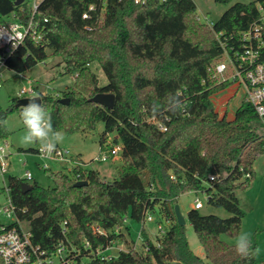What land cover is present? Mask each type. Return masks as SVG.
<instances>
[{"label":"trees","instance_id":"1","mask_svg":"<svg viewBox=\"0 0 264 264\" xmlns=\"http://www.w3.org/2000/svg\"><path fill=\"white\" fill-rule=\"evenodd\" d=\"M231 1L216 0L225 5ZM258 4L264 0L236 3L212 30L200 21L194 0H147L144 5L134 0L41 3L34 22L43 41L36 44L28 38L7 58V69L21 74L51 56L61 58L67 72L77 76L59 96L39 93L53 128L72 134L103 122L101 149L108 135L116 134L114 143H121L124 159L111 181L87 169L85 174L80 169L45 170L53 179L52 188L10 176L11 200L37 244L48 250L62 243L73 245L78 251L74 264H264L257 257L256 237H251L254 251L248 258H241L235 245L222 239L241 231L245 213L237 191L251 185L254 165L264 155L263 124L245 97L233 120L221 117L212 102L214 95L233 84L215 77V65L226 58L216 35L229 54L241 50V33L257 22ZM12 14L24 23L31 18L26 5L0 0V27ZM96 61L108 78L105 87L90 69ZM98 93L115 95L113 110L89 101ZM62 98L69 104H61ZM18 100L12 99L9 112L21 110ZM8 113L0 111V120L5 121ZM155 120L167 130L161 131ZM10 135L6 124H0V143ZM77 181L88 185L75 187ZM24 183L32 188L24 191ZM189 192L205 194L209 205L231 215L223 219L196 209L188 212L204 258L193 252L186 227L178 225L173 214L178 199ZM157 209L170 225L156 242L143 227L142 251H122L112 260L92 254L112 243L130 248L134 242L125 220L142 223ZM97 227L107 234H95ZM86 242L91 248H84Z\"/></svg>","mask_w":264,"mask_h":264},{"label":"rangeland","instance_id":"2","mask_svg":"<svg viewBox=\"0 0 264 264\" xmlns=\"http://www.w3.org/2000/svg\"><path fill=\"white\" fill-rule=\"evenodd\" d=\"M257 0H232L228 5L216 2V0H194L197 6V13L200 21L206 24V19L216 23L221 16L236 3H250ZM7 21L10 18H5ZM51 54V51H48ZM90 69L97 75L99 79V86L105 87L108 85V78L105 75L99 62H93L90 65ZM77 72H67L66 65L62 62L61 58L51 56L46 62L39 63L35 67L29 69L25 73H16L10 69L4 68L1 70V88H0V111L8 113L13 102L12 99H20V92L22 89L35 88L37 91L35 94L42 93L44 95L59 96L67 88L72 87L75 83V77ZM217 82H221V78L217 77ZM31 95H25L24 97H30ZM244 97L243 88L237 92V86L231 84L226 90L214 95L212 97L215 107L220 113L228 110V114L235 113L240 106L242 98ZM228 102V104H227ZM21 111V110H20ZM20 111L9 112L7 115L6 126L11 132L9 139L4 142L8 143V162L10 168L7 174L2 178L0 176V207H3L8 203L7 194V182L10 176H17L23 178V175L27 170L33 174V181L36 180L39 185L44 188L54 187L53 179L42 168L45 163L36 153H32L29 150L40 148V145H24L21 140L26 134V128L21 120ZM161 121V119H159ZM158 120V121H159ZM261 131L264 133V120L262 121ZM105 125L103 122H98L95 129L79 132V133H67L65 131H58L61 134V141L57 144L60 148L70 151V153L82 159L84 163H88L87 170H95L99 172L100 176L111 181L118 177V169L123 165L124 155L122 152L104 162L93 161L95 157L100 154L101 146L100 139L104 133ZM116 134H109L104 144V150L110 149L112 146H121V143L115 145L114 139ZM26 162V166H24ZM262 162V161H260ZM51 170L53 172L62 171L67 173L68 171L63 168L62 165L49 162ZM237 196L240 200L241 208L245 213L243 224L241 227V233H247L251 237H256L258 243L257 257L261 263H264V163L262 162L258 173L254 177L251 185L244 189L238 190ZM200 200L203 204V208L200 210L203 214H214L223 219L231 217L229 213L222 209H216L208 204L207 196L203 193L189 192L182 195L178 199V205L180 207L182 215L186 219V236L193 252L201 257H205L204 249L198 239V236L188 221L187 214L190 210L194 209L196 200ZM152 217V221H146L143 225L141 222L127 218L126 224L130 228L129 240L141 246L142 228L144 227L150 238L156 242L159 231L157 229L159 224H162L164 228H169V223L157 209L155 212L149 214ZM10 220L0 212V223L6 224ZM25 227H28L25 224ZM238 235V236H239ZM223 236V240L230 245H235L237 237ZM141 250V248H138Z\"/></svg>","mask_w":264,"mask_h":264},{"label":"built area","instance_id":"3","mask_svg":"<svg viewBox=\"0 0 264 264\" xmlns=\"http://www.w3.org/2000/svg\"><path fill=\"white\" fill-rule=\"evenodd\" d=\"M15 1V0H14ZM44 0H24L21 5H26L31 13V18L27 23L21 22L19 16L12 14L10 20L0 27V78L1 70L6 67L7 58L19 48L28 38L36 44L43 41V35L40 32L39 25L35 24L34 18L38 12L41 3ZM164 1V0H161ZM147 0H134L135 4L144 5ZM259 18L248 30L241 33L243 42L241 50H236L234 55L226 51L225 43L221 42L220 35H216L221 46L225 51L226 58L223 62L215 65V77L221 78V82H231L237 86V92L243 88L244 97L253 106L261 121L264 120V4H258ZM87 17V15H84ZM206 25L212 30L214 23L206 19ZM1 88V85H0ZM35 88L22 89L20 96L32 95L35 93ZM161 131H166V126L155 120ZM8 143L0 145V176L3 178L8 173L10 163L8 162ZM40 148L36 154L44 160L42 168L44 170L51 169L49 162L62 165L68 173L75 169H80L85 174L88 163H84L81 159L73 156L70 151L56 146V151L51 156L41 154ZM119 152H122V147L114 146L112 149H101L100 154L93 161L104 162L110 158L116 157ZM26 166V162L23 163ZM249 177V175H247ZM214 180V176L209 177ZM27 182L33 181V174L27 170L23 175ZM8 203L0 207V212L7 217L10 222L6 224L0 223V259L3 264H74L78 251L73 245L60 244L54 250H48L34 241L33 234L29 224L22 221L18 216L17 209L13 204L10 193L7 187ZM203 204L200 200H196L194 209L201 210ZM146 221H152V217L148 215L143 220V225ZM127 222V220H125ZM169 223V222H168ZM25 224L28 227H25ZM66 225V222H65ZM159 236H163L167 229L159 224L157 227ZM119 230L116 229V232ZM63 234L66 233V228H63ZM94 233L106 235V231L99 227L94 228ZM141 237V246L132 243L130 248L124 245L112 243L106 247H99L92 252L93 255L100 257L102 260H112L117 258L122 251H142L143 243ZM141 248L139 250L138 248ZM85 249L91 248V245L86 242Z\"/></svg>","mask_w":264,"mask_h":264},{"label":"clouds","instance_id":"4","mask_svg":"<svg viewBox=\"0 0 264 264\" xmlns=\"http://www.w3.org/2000/svg\"><path fill=\"white\" fill-rule=\"evenodd\" d=\"M42 98L33 93L28 97L29 103L21 107L20 117L26 128V134L22 137L24 145H40V152L44 156H51L56 151L57 144L61 141V134L53 128L52 120L46 107L37 100ZM6 121L0 120V124ZM236 253L241 258H248L253 253L252 239L247 233H241L235 244Z\"/></svg>","mask_w":264,"mask_h":264},{"label":"water","instance_id":"5","mask_svg":"<svg viewBox=\"0 0 264 264\" xmlns=\"http://www.w3.org/2000/svg\"><path fill=\"white\" fill-rule=\"evenodd\" d=\"M24 0H15V5L20 6ZM90 102L96 103L100 106H103L107 109L113 110L115 106V95L112 93H98L93 98L89 100ZM37 103H42L41 100H37ZM61 104L68 105L69 99L62 98L59 100ZM29 103L28 98H20L16 104L17 108H21L22 106H26ZM88 185L87 181H77L75 183V187L82 188ZM24 191H28L32 188L31 184L24 183L22 185ZM174 217L180 226L186 225V219L182 215L179 205H175L173 209ZM175 264H181L180 262H176Z\"/></svg>","mask_w":264,"mask_h":264},{"label":"crops","instance_id":"6","mask_svg":"<svg viewBox=\"0 0 264 264\" xmlns=\"http://www.w3.org/2000/svg\"><path fill=\"white\" fill-rule=\"evenodd\" d=\"M212 102H213V100H212ZM213 104H214V103H213ZM227 104H228V102H227ZM214 107H215V104H214ZM215 110L217 111V113H219V115H220L221 117L226 116L229 120H233L234 117H235V113L232 114V115H229L227 109H225L224 112H222V113H220L216 107H215ZM78 158H79V157H78ZM79 159H81V158H79ZM81 160H82V159H81ZM260 161H262V162L264 163V155H262L260 158H258V160L256 161V163H255V165H254V177H255L256 174L258 173V169H259V167H260V165H261V163H262V162H260ZM115 178H116V177H115Z\"/></svg>","mask_w":264,"mask_h":264}]
</instances>
